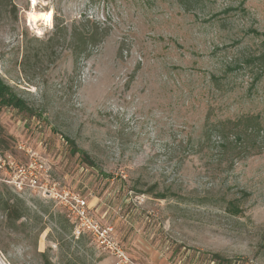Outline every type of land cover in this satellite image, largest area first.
<instances>
[{
	"label": "rangeland",
	"instance_id": "rangeland-1",
	"mask_svg": "<svg viewBox=\"0 0 264 264\" xmlns=\"http://www.w3.org/2000/svg\"><path fill=\"white\" fill-rule=\"evenodd\" d=\"M186 1L0 0V79L34 114L0 107V264H264V150L219 173L205 129L264 125V76L244 65L264 0ZM86 19L109 34L76 61ZM206 194L240 212L193 203Z\"/></svg>",
	"mask_w": 264,
	"mask_h": 264
},
{
	"label": "trees",
	"instance_id": "trees-1",
	"mask_svg": "<svg viewBox=\"0 0 264 264\" xmlns=\"http://www.w3.org/2000/svg\"><path fill=\"white\" fill-rule=\"evenodd\" d=\"M176 1L185 10L188 9L186 0ZM88 24L91 23L86 19L82 28L80 26L73 27L69 35L70 51L76 61L81 57H87L90 51L99 46L109 34L106 26H102L94 22L87 27ZM59 31L60 28L56 26V31L53 37L49 38L45 44H50V42L58 36ZM262 44L264 46V39L262 40ZM244 65L248 68L253 65H257L260 69L259 72L255 74L254 80L261 79L264 76V52L254 56V58H247L244 61ZM0 107L13 108L21 113H26L30 117H34L31 108H28L22 100L17 98L1 79ZM206 123L205 129L210 131V133H213L216 137L217 150L215 154V162L219 173L230 172L237 161L259 154L262 150H264V125L257 115H242L235 119H226L214 123L207 120ZM71 150L72 154H78L79 156L84 157L83 159L85 163L90 166L93 165L92 161L87 157V154H85V152L81 149L72 145ZM155 197L158 199L165 198L162 194H157ZM193 203L197 205L210 206L223 204L226 205L227 211L233 215H237L240 212L235 198L232 200H226L224 196L217 198L206 194L204 196H200L198 200H195ZM17 205H19L18 202L12 206L7 202H4L1 205V210L8 222L18 221L21 217H23V214L15 209Z\"/></svg>",
	"mask_w": 264,
	"mask_h": 264
},
{
	"label": "bare ground",
	"instance_id": "bare-ground-1",
	"mask_svg": "<svg viewBox=\"0 0 264 264\" xmlns=\"http://www.w3.org/2000/svg\"><path fill=\"white\" fill-rule=\"evenodd\" d=\"M33 9H34V6L32 8V11L31 12L29 11L30 12L29 15L31 17L30 19H32V21L38 22V21H41L42 20L43 22H46V23L50 22L51 15H52L51 12H49V13L48 12H46V13H43V12L42 13H39V12L33 11Z\"/></svg>",
	"mask_w": 264,
	"mask_h": 264
},
{
	"label": "built area",
	"instance_id": "built-area-1",
	"mask_svg": "<svg viewBox=\"0 0 264 264\" xmlns=\"http://www.w3.org/2000/svg\"><path fill=\"white\" fill-rule=\"evenodd\" d=\"M18 188L20 189V186H18Z\"/></svg>",
	"mask_w": 264,
	"mask_h": 264
}]
</instances>
